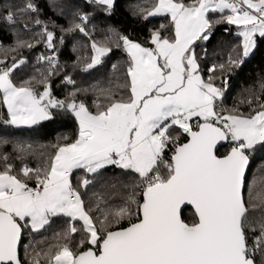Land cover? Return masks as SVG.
I'll return each mask as SVG.
<instances>
[{
	"label": "snow or ice",
	"instance_id": "1",
	"mask_svg": "<svg viewBox=\"0 0 264 264\" xmlns=\"http://www.w3.org/2000/svg\"><path fill=\"white\" fill-rule=\"evenodd\" d=\"M95 3L113 7V0ZM37 11L36 5L26 0L15 10L9 8L0 20L11 26ZM140 12L145 20L169 17L171 34L151 30V48L120 37L129 58L127 82L122 86L127 98L115 99L109 89L110 102L104 107L97 104L96 113L74 99H54L47 77L41 81L40 93L31 86L32 80L18 86L11 77L23 60L16 56L11 66L0 69V93L8 113L4 123L31 126L50 119V109H61L71 112L79 125L78 139L58 146L44 167L25 166L13 174L12 165L6 163L0 170V264H21L18 244L24 229L38 233L58 216L70 218L69 229L62 234L66 242L56 245L54 254L33 250L35 259L29 264H40L41 254L48 257L47 264H264V197L259 193L253 196L250 189L246 204L243 196L249 165L246 150L264 145V98L255 96L257 107L249 115L218 113L216 102L224 89L211 82L215 75H209V82L203 79L192 47L198 40L210 39L214 24L235 25L243 38L239 50L233 49L236 57L229 54L225 63L214 64L208 71L223 73L242 66V58L256 46L257 35L264 38V0H155L151 8ZM209 13L220 15L213 20ZM80 21L65 31L88 35L87 18L81 16ZM42 23L35 20L36 25ZM23 27L28 29L27 22ZM14 35V46L0 47V51L16 53L25 46L34 47L33 42ZM37 35L46 37L48 49L54 48V34L47 25ZM91 47L87 69L111 51L96 42ZM39 59H47L48 76L56 74L54 54ZM0 64L6 61L0 59ZM220 78L226 87V79ZM65 83L74 81L65 77ZM261 88L264 90V83ZM247 103L251 106L253 100ZM181 137L187 142L180 143ZM221 142L231 143L230 151L222 157L217 155ZM169 144L174 151L165 162ZM110 165L136 174L142 202L133 191L128 203L94 219L70 174L74 169L98 174ZM161 165L166 173L161 172ZM31 180H35L34 187ZM90 182L84 178L81 187ZM257 199L259 203H253ZM186 206L192 209L190 223L182 218ZM257 209L259 217L250 219L249 211ZM124 220L129 226L112 229ZM74 221H80L82 227L78 229L71 223ZM257 229L249 244L248 231ZM78 231L83 236L74 251L67 241Z\"/></svg>",
	"mask_w": 264,
	"mask_h": 264
},
{
	"label": "trees",
	"instance_id": "2",
	"mask_svg": "<svg viewBox=\"0 0 264 264\" xmlns=\"http://www.w3.org/2000/svg\"><path fill=\"white\" fill-rule=\"evenodd\" d=\"M36 5V13H27L24 21L18 20L15 25L9 26L0 20V47L8 48L14 46L16 35L20 38L33 42L34 47L20 48L16 53H5L0 51V59L6 64H0V69L6 65L11 66L12 57L23 60L19 68L14 70L12 80L18 86L23 81L32 80L31 86L40 93L43 91L41 81L47 77L50 84L51 95L57 100H72L77 104L83 103L89 111L96 113L97 104L104 107L109 101L108 90L115 93L114 98H127V90L122 87L127 82V67L129 58L123 50L121 36L128 38L145 47H154L150 44L151 30H159L163 35L171 34V21L167 16H152L146 20L142 18L140 9H148L153 6L155 0H115L113 7L107 9L105 5L95 3V0H31ZM189 2V0H186ZM26 0H0V16L6 14L11 8L13 10L21 7ZM55 4V7L53 6ZM219 13H209V18L215 20ZM85 16V25L88 35L79 30L65 31L74 23H80V17ZM30 17V18H29ZM43 23L36 25L35 20ZM27 22L28 29H24L23 23ZM54 34V48L46 47V37L37 33L42 32L44 26ZM164 25L165 27H161ZM235 25L226 23L214 24L210 39L198 41L194 45L195 54L198 57L200 73L206 82L209 75H215L216 79L211 81L217 87L224 89L225 95L221 98L219 111L223 114H244L249 115L252 109L256 108L255 96L264 98V90L261 84L264 83V38L256 37V46L251 54L242 58V66L225 70L223 73L217 69L216 73L210 74L208 69L212 65L225 63L229 54L236 57L233 49L239 50L242 45V38L237 34ZM102 44L111 48V51L101 62L91 69L86 65L91 63L93 55L92 43ZM120 47H117V45ZM55 55L58 70L55 75L48 76L50 65L47 59L40 60V57ZM223 76L227 85L222 83ZM35 77V79H32ZM65 77H70L74 84L65 83ZM75 91V96L71 93ZM130 94V93H128ZM253 100L250 106L247 101ZM2 102L0 93V170L5 164L13 167V174L27 166L32 169L44 167L57 151L58 146L75 142L79 136V125L75 116L61 109H50L52 117L47 120L29 126L28 128H13L10 124L4 123L7 120L2 114ZM235 110V111H234ZM197 121L193 120L192 122ZM202 122V121H201ZM174 134V133H173ZM187 139L181 137L180 142ZM23 147L25 151H17ZM230 147L225 145L218 152L222 157ZM250 165L245 178L243 196L246 204L249 201V190L252 195L257 193L264 197V145H256L252 150H246ZM7 157V161L4 157ZM169 162V161H168ZM166 173L163 165L160 168ZM77 174V176H76ZM72 176V185L81 194L86 209H91L93 218L103 217L106 212L125 205L129 201L130 194L138 193L136 198L142 202V189L137 187L138 177L134 173L126 172L114 165L107 166L98 174L89 175L84 169H78ZM88 178L91 182L87 187H81L83 179ZM30 186H35V180L29 181ZM253 203H259V199ZM135 206L133 205V209ZM192 209H185L182 218L191 222ZM250 219L259 217V209L255 212L249 211ZM135 213L132 219L135 220ZM80 229V221L71 222ZM70 218L58 216L52 218L50 224L38 233L24 229L19 257L22 264H29L34 260L33 250L41 253L51 250L54 254L56 245L63 244L62 234L69 229ZM97 221V227H99ZM129 226L128 220L120 225H113L112 229ZM247 231V230H246ZM61 236H57V234ZM258 234L248 231V242ZM83 236L81 231L71 234L69 246L78 250L76 245ZM27 249V251H26ZM40 264H47L48 257L40 256ZM259 259V258H257Z\"/></svg>",
	"mask_w": 264,
	"mask_h": 264
},
{
	"label": "rangeland",
	"instance_id": "3",
	"mask_svg": "<svg viewBox=\"0 0 264 264\" xmlns=\"http://www.w3.org/2000/svg\"><path fill=\"white\" fill-rule=\"evenodd\" d=\"M115 0H113V2H114ZM242 38V37H241ZM243 39V38H242ZM199 41V40H198ZM198 41H196V42H198ZM195 42V43H196ZM195 45V44H194ZM194 45L192 46L193 48H194ZM252 51V50H251ZM251 54V52L249 53V55ZM225 92V91H224ZM225 95V94H224ZM223 97V96H222ZM1 102H2V93H1ZM220 104H221V99H220ZM2 107H3V109H2V114H3V116L6 118V119H8V113H7V108L2 104ZM217 112L218 113H220V111H219V109H217ZM195 119V118H194ZM193 119V120H194ZM42 121V120H41ZM11 125V124H10ZM13 128H28L29 126H27V125H20V126H13V125H11ZM31 126H33V125H31ZM78 169H74L73 170V172L71 173V175H70V180H71V183H72V180H73V178L71 179V176H73V175H75L76 174V171H77ZM76 176H77V174H76ZM75 188V187H74ZM30 230V229H29Z\"/></svg>",
	"mask_w": 264,
	"mask_h": 264
},
{
	"label": "built area",
	"instance_id": "4",
	"mask_svg": "<svg viewBox=\"0 0 264 264\" xmlns=\"http://www.w3.org/2000/svg\"><path fill=\"white\" fill-rule=\"evenodd\" d=\"M224 94H225V92H223V96H224ZM216 103H217V106H218L217 109H219L220 108V99ZM196 122L197 121L192 122L193 125H195ZM225 144L228 145L231 148V143L230 142H225ZM173 151H174V146L172 144H169V146L165 149L164 156H163L165 162L170 161V158H171V155H172Z\"/></svg>",
	"mask_w": 264,
	"mask_h": 264
},
{
	"label": "water",
	"instance_id": "5",
	"mask_svg": "<svg viewBox=\"0 0 264 264\" xmlns=\"http://www.w3.org/2000/svg\"><path fill=\"white\" fill-rule=\"evenodd\" d=\"M197 130H198V129H197ZM186 142H187V140H186L185 142H183V143H186ZM225 145H226L225 142H221V144L218 145V148H217V155H218L219 150H220L221 148L225 147ZM249 165H250V159H249ZM249 165L247 166V169H246V175H247V172H248ZM245 178H246V176H245ZM243 189H244V188H243ZM185 209H191V206H186V207H184L183 210H182V213H183V211H184ZM23 233H24V231L22 232V237H23ZM21 241H22V238H21ZM21 241H20V243L18 244V257H19V250H20V246H21ZM19 259H20V257H19ZM21 264H22V263H21Z\"/></svg>",
	"mask_w": 264,
	"mask_h": 264
},
{
	"label": "crops",
	"instance_id": "6",
	"mask_svg": "<svg viewBox=\"0 0 264 264\" xmlns=\"http://www.w3.org/2000/svg\"><path fill=\"white\" fill-rule=\"evenodd\" d=\"M258 36V35H257ZM253 50V49H252ZM252 52V51H251ZM194 120H197L196 118ZM43 121V120H42ZM71 175V174H70ZM71 179H72V176H71Z\"/></svg>",
	"mask_w": 264,
	"mask_h": 264
}]
</instances>
